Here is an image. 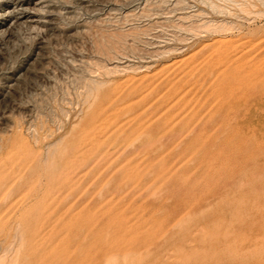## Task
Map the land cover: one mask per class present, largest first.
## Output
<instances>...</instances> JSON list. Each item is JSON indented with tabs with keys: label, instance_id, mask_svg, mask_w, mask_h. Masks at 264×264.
Returning a JSON list of instances; mask_svg holds the SVG:
<instances>
[{
	"label": "rangeland",
	"instance_id": "1",
	"mask_svg": "<svg viewBox=\"0 0 264 264\" xmlns=\"http://www.w3.org/2000/svg\"><path fill=\"white\" fill-rule=\"evenodd\" d=\"M0 264H264V0H0Z\"/></svg>",
	"mask_w": 264,
	"mask_h": 264
}]
</instances>
